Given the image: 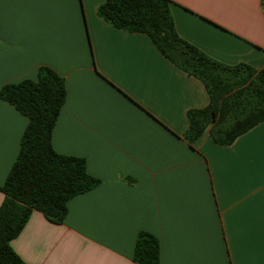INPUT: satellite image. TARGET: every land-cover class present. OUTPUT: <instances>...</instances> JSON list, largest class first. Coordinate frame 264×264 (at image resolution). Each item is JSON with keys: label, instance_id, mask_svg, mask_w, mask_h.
Returning <instances> with one entry per match:
<instances>
[{"label": "crops", "instance_id": "0c3cea01", "mask_svg": "<svg viewBox=\"0 0 264 264\" xmlns=\"http://www.w3.org/2000/svg\"><path fill=\"white\" fill-rule=\"evenodd\" d=\"M104 1L83 0L81 11L75 0H0V88L36 81L40 67L60 76L66 100L53 141L62 140L58 121H84L75 155L63 156L102 177L68 201L61 224L33 211L11 249L25 264H133L137 234L147 232L159 264H221L226 236L231 264H264V122L230 146L207 132L189 146L186 114L209 103L203 84L146 35L107 25L96 13ZM181 2L187 11L169 4L179 37L221 64L264 68L261 0ZM93 56L119 91L88 70ZM3 106L0 187L28 122Z\"/></svg>", "mask_w": 264, "mask_h": 264}, {"label": "trees", "instance_id": "16d2710c", "mask_svg": "<svg viewBox=\"0 0 264 264\" xmlns=\"http://www.w3.org/2000/svg\"><path fill=\"white\" fill-rule=\"evenodd\" d=\"M261 2L264 8V0ZM96 13L111 27L146 35L166 60L203 84L209 103L205 108L186 114L188 128L183 139L189 146L205 132L215 144L230 146L264 122V68L255 70L246 64H221L183 40L175 30L167 0H105ZM0 90H3V101L12 100L11 106H18L26 113V118L33 117L40 124L41 134L37 138V124L27 119L19 153L1 186L8 195L0 205V264H25L13 252L10 242L23 230L32 212L41 213L51 223L61 224L67 214L68 201L99 184L87 173L82 158L52 156L56 165L52 171L53 165L48 159L42 164L34 159L37 155L34 149L45 143V134L52 136L59 116L53 119L52 113H60L65 104L66 87L60 76L50 68L40 67L36 81L5 84ZM43 116H47V120ZM65 188L75 191L76 195L70 196ZM132 260L135 264H159L157 238L139 232Z\"/></svg>", "mask_w": 264, "mask_h": 264}, {"label": "snow or ice", "instance_id": "6c2138e0", "mask_svg": "<svg viewBox=\"0 0 264 264\" xmlns=\"http://www.w3.org/2000/svg\"><path fill=\"white\" fill-rule=\"evenodd\" d=\"M62 2L64 4L70 6L73 3V0H62ZM167 2L169 4L174 5L177 8H180L181 10H184V11L188 10L186 5L184 3H182L181 0H167ZM75 3H76L77 8L82 11L83 10V0H75ZM83 26H84L85 32L87 33V22H86V20H85ZM84 45L87 48H91V37H90V35H86ZM88 70H90L97 78L105 81V83H109V86H111V87L115 88L117 91H119V88L117 86L112 85L110 82H108L106 80L103 73L97 67L94 56L90 57V59H89ZM2 97H3V90H0V132H2V130H3V114L6 110L3 105H4V103L10 104V105L13 104L12 100H8L5 102L2 100ZM14 111L17 114L18 118L25 117V115H26V113L21 111V109L18 106L14 108ZM58 114H59L58 112H53L52 118L55 119ZM145 115H147L149 117V119H155L154 117L151 116L150 113H145ZM42 118L47 120V116H43ZM27 119H29L30 121H33L37 124L36 135H37V138H39V135L41 134L39 131V129H40L39 121L34 120L33 117H27ZM57 123L59 125L58 133L62 137V140L60 142L53 141V137L51 136L50 133H48V134H45V143L38 144L37 147L34 149V151L37 153V155L34 157L35 161L37 163L42 164L44 159H48V163L53 165V168L50 169V171L54 170L56 167V165L52 159V156H55L56 159H59L60 156H63L65 154L70 155V156L75 155V150L77 149V147L79 146V144L81 142V128L87 127L85 122L82 120H79V119H76L75 123H73L71 125H64L63 123H61L59 121ZM64 141H66V143ZM52 143H56L57 148H61V151L59 153H57L56 148H52V146H51ZM109 143H110V141H109ZM68 162L69 161H61V163H68ZM72 162H75V161H72ZM33 166H36V165L34 164ZM63 174L65 176H67V172H65ZM101 179H102L101 176H95L94 182L96 184H100ZM105 179H106V177H105ZM89 182L91 183L93 181H89ZM70 183H71V181H69V184ZM63 190L68 191L70 196L76 195L75 191H70L67 188H65ZM212 194L214 195V191ZM7 195H8V193L6 191H3L2 187H0V197H4ZM221 242L225 245V252L223 254V260H222L221 264H231L232 256H231V252L227 248V244H228L227 237L224 236L222 238ZM133 264H135V261H133Z\"/></svg>", "mask_w": 264, "mask_h": 264}]
</instances>
